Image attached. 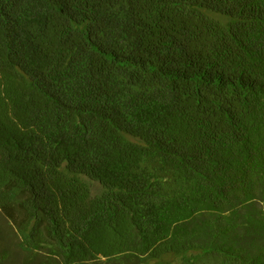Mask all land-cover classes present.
<instances>
[{
  "label": "trees",
  "instance_id": "1",
  "mask_svg": "<svg viewBox=\"0 0 264 264\" xmlns=\"http://www.w3.org/2000/svg\"><path fill=\"white\" fill-rule=\"evenodd\" d=\"M0 213V264H264V0H0Z\"/></svg>",
  "mask_w": 264,
  "mask_h": 264
},
{
  "label": "rangeland",
  "instance_id": "2",
  "mask_svg": "<svg viewBox=\"0 0 264 264\" xmlns=\"http://www.w3.org/2000/svg\"><path fill=\"white\" fill-rule=\"evenodd\" d=\"M89 183H90V190H91L92 194L99 193V191L101 189L100 186L96 182H94V181H89ZM6 230H7L6 221L4 220V218L2 217V215L0 213V234H1V238H2V242L3 243H6L7 242L6 241V237H4L5 235L7 236Z\"/></svg>",
  "mask_w": 264,
  "mask_h": 264
}]
</instances>
